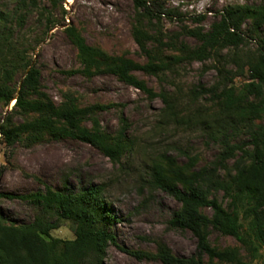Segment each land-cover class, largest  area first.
<instances>
[{
    "label": "rangeland",
    "instance_id": "374dc122",
    "mask_svg": "<svg viewBox=\"0 0 264 264\" xmlns=\"http://www.w3.org/2000/svg\"><path fill=\"white\" fill-rule=\"evenodd\" d=\"M151 5L156 0H148ZM20 0H0V18H8L14 36L33 41L32 65L40 72L42 90L55 104L72 94L80 107L93 105L108 108L97 113L103 130L114 135L126 123L131 149L120 162L113 163L99 150L70 138L38 137L29 129L12 147L0 134V215L10 222L24 225L34 221L41 207L32 200L9 198L46 193L47 187L57 192L80 193L89 188H101L103 200L112 214L106 230L116 241L107 246L105 264H163L158 254L163 248L179 258L196 254L198 241L190 231L174 229L170 221L181 203L163 190L152 186L154 162L164 167L197 170L211 162L222 150V137L217 133L220 107L208 89L220 93L233 87L238 93L252 81L247 62L259 54L260 43L249 40L237 50H225L219 57L205 63L192 62L178 67L176 73L159 76L137 72L157 95L146 94L122 82L111 74L86 77L81 74L77 48L67 35L74 27L90 46L101 48L110 56L124 57L146 64L147 56L133 36L136 8L133 0H38L52 13L55 25L44 34V21L39 15L23 14L20 23ZM171 16H162L159 29L146 28L165 43H185L198 46L195 38L184 34V28L209 30L221 12L232 5H259L264 0H158ZM20 12V14H19ZM181 14L183 18H179ZM202 17L199 21L198 18ZM3 24V21H0ZM147 25V22H145ZM153 24H157L154 21ZM161 30V31H160ZM264 38V29L261 31ZM148 48L158 54H175L170 48L161 50L157 44ZM25 72H17L10 85L20 89ZM177 100L184 124H173L163 118L165 103L159 94ZM253 100V97H250ZM257 102V101H255ZM0 105L2 126H17L32 120V116ZM264 125V114L254 120ZM88 127L91 124L86 123ZM230 142L248 144L249 134L242 124L227 129ZM222 200V195H217ZM227 203H224L226 207ZM205 213L210 211L205 209ZM50 221L57 227L52 237L75 238L76 223L53 214ZM212 247L235 249L244 262L257 264L248 249L232 236L209 230ZM208 263V259H205Z\"/></svg>",
    "mask_w": 264,
    "mask_h": 264
},
{
    "label": "trees",
    "instance_id": "16d2710c",
    "mask_svg": "<svg viewBox=\"0 0 264 264\" xmlns=\"http://www.w3.org/2000/svg\"><path fill=\"white\" fill-rule=\"evenodd\" d=\"M133 1L136 8L133 36L148 62L141 65L124 57L110 56L101 48L88 45L76 28L69 27L67 35L77 48L81 74L88 78L111 74L149 98H155L158 94L136 76L137 72L153 76L176 73L179 66L205 63L221 56L225 50L245 46L249 40L260 43L258 56L247 62L252 81L242 90L238 93L233 87H224L220 93L216 89L206 90L221 105V125L216 131L223 139L222 150L211 162L193 171L154 162L151 183L181 203L170 221L171 227L190 231L198 241L196 254L188 258L176 257L163 248L158 254L163 264H249L235 249L212 247L210 229L234 237L248 249L252 259H260L257 264H264V125L254 124L264 114V38L261 36L264 2L227 6L209 30L184 28V34L198 42V46L191 48L185 43L177 47L172 40L165 43L161 32V36H153L146 31L147 27L160 26L162 16H171L172 12L164 10L158 0L153 5L148 0ZM19 10L20 23L24 21L23 12L37 13L45 23V35L55 25L52 13L39 5L38 0H20ZM178 16L183 18L181 14ZM201 18L198 20L202 21ZM0 21H3V24L0 22V105L8 107L15 102V110L33 117L17 126H2L0 134L6 145L14 146L31 129L38 137L46 134L84 142L113 163L120 162L131 149L125 120L122 118L119 130L109 135L97 118V113L107 106L80 107L72 94H66L62 103L55 104L42 90L40 72L32 65L33 41L14 36L8 18L1 16ZM149 42L157 44L160 50L168 47L177 53H155L148 48ZM21 71L25 77L18 90L10 84ZM159 96L165 103L163 118L173 124H184L177 100L164 93ZM88 122L90 127L86 125ZM237 124L246 127L248 144L230 142L227 129H234ZM217 195H222V200ZM9 198L32 200L42 211L33 222L24 225L0 215V264H105L107 246L116 239L106 230L113 216L103 200L101 188L68 193L47 187L46 193L9 195ZM53 214L76 223L73 240L52 237L51 232L57 227L50 221Z\"/></svg>",
    "mask_w": 264,
    "mask_h": 264
},
{
    "label": "water",
    "instance_id": "95a60500",
    "mask_svg": "<svg viewBox=\"0 0 264 264\" xmlns=\"http://www.w3.org/2000/svg\"><path fill=\"white\" fill-rule=\"evenodd\" d=\"M15 104V103H14Z\"/></svg>",
    "mask_w": 264,
    "mask_h": 264
}]
</instances>
